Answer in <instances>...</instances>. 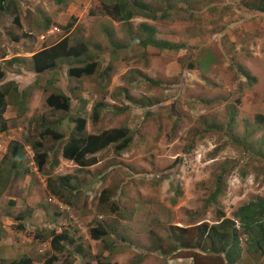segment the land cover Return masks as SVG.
Returning a JSON list of instances; mask_svg holds the SVG:
<instances>
[{
	"label": "rangeland",
	"instance_id": "374dc122",
	"mask_svg": "<svg viewBox=\"0 0 264 264\" xmlns=\"http://www.w3.org/2000/svg\"><path fill=\"white\" fill-rule=\"evenodd\" d=\"M116 1L75 7L67 0L63 13L53 0H0V91L8 104L0 115V264H21L28 256L44 264L56 252L49 233L61 230L73 237L67 235L53 264L76 258L73 264H193V254L201 264H220L215 253L205 256L207 250L193 245L205 227L220 229L225 219L233 222L241 249L234 264H264L233 215L243 204L264 200V13L252 10L261 9L263 0H143L151 11H131L125 21L106 12ZM143 23L155 28V39L176 48L134 43ZM54 25L61 31H51ZM64 37L71 45L83 41L87 51L22 87L9 83L18 80L11 58L26 75L31 55ZM91 61L93 74H68L71 65ZM63 88L75 104L53 112L46 97ZM99 98L108 111L94 120L91 105ZM77 115L86 118L87 132L121 126L137 136L121 152L111 146L98 153L100 163L78 169L60 158L64 138H43L45 127L34 124L41 119L57 130L62 121L58 128L66 134L65 118ZM40 141L37 151L46 156L41 167L33 150ZM48 174L52 191H62L57 174L80 184L93 178L94 191L70 194L76 211H63L45 194ZM217 185L219 195L209 201ZM99 193L112 201L103 209L104 228L112 234L86 242ZM184 228L179 246L176 236ZM80 243L85 247L78 256Z\"/></svg>",
	"mask_w": 264,
	"mask_h": 264
},
{
	"label": "trees",
	"instance_id": "16d2710c",
	"mask_svg": "<svg viewBox=\"0 0 264 264\" xmlns=\"http://www.w3.org/2000/svg\"><path fill=\"white\" fill-rule=\"evenodd\" d=\"M65 1L67 0H54V2H56L57 4H64L66 3ZM147 5L148 3H143V0H118L114 2V4L110 8H107L106 12L110 17H115L118 20L125 21L129 20L132 17L131 11H142L146 8L150 10V6ZM248 6L253 7L251 5ZM260 8L261 9H255L264 12V0ZM155 12V10H152V12H148V15L153 18L155 17ZM47 22L48 20H45L41 23L45 25ZM68 25L70 26V24ZM63 28L66 29L68 28V26H64ZM140 33L141 34L137 38H135L137 40L134 41V43L139 44L140 46H153L156 48L159 47L164 49L176 48L175 45L170 44L172 43L171 41L165 39H155V28L153 26H149L145 23L141 24ZM115 45L120 46L121 42L116 41ZM87 48L88 47H86L83 41L71 45L69 44L68 39H62L55 45L42 49L32 56L34 71L42 72L46 69L53 68L58 65L59 61L68 63L70 61L68 60L69 58L82 56L87 51ZM15 60L16 59L14 58L10 62ZM75 62H79V60H76ZM95 71L96 62L91 61L82 65H71L69 67L68 74L72 77H80L82 75H91ZM3 76L4 72L2 71L0 66V79H2ZM46 102L55 110L68 109L70 105L69 97L61 93L50 94L47 97ZM5 107L6 102L4 99V93L0 91V115L5 111ZM92 111V118L96 120L101 115L105 116L108 108L101 99H98L93 106ZM45 119L46 118L43 117L44 122ZM231 120H233V117H231ZM74 121V131L71 134L69 140L63 145L62 155L67 159L73 160L80 166H85L96 162L95 157L86 158V154L95 153L96 151L102 150L111 144L113 145L115 151L122 150L124 148H127L137 136L136 130H130L128 127L121 126L105 129L98 134H86L84 131L85 119L82 117H77L74 119ZM40 136L43 138L46 136H50L53 139H58L62 136V134L50 127H45L44 130L40 133ZM41 145L42 144L40 141L34 145L33 149L35 154V161L40 167L45 163L44 155L39 154L37 151V149ZM17 150L18 147L16 146L11 149L13 153H16ZM219 191L220 188L219 185H217L215 191L212 194V197L209 198V201H213L215 197L219 195ZM233 215L237 219L238 223L243 227L244 233L249 234L251 238L249 249L258 252L260 256H264V200L260 199L243 204L237 209V211L234 212ZM230 221L231 220L229 219L222 220V227L220 226L221 230L213 226H209L208 228L205 227L201 232V237L196 239V243L193 246L197 249L200 248L202 250H207L215 253L214 262L219 260L220 264H234L240 257L241 249L239 247L238 235L235 230L236 228L233 226V222L231 223ZM185 229L186 228L181 229L180 233L182 234L176 236V242H178V240L181 241L179 246L184 245V235L188 232V230ZM90 233L93 239H103V236L107 235L106 231L102 227L92 228L90 230ZM49 235L51 236L52 234L49 233ZM49 235H43L42 239L48 238ZM216 236L219 237V240H216ZM208 237L212 248L207 247ZM66 238L67 234L65 232L57 234L53 238H51V246L57 254L62 249L59 241H62ZM122 238L124 239V237ZM55 239L58 241V243H56ZM118 240L120 239L118 238ZM116 242V240H114V242H111V245L109 247L111 248L109 250L110 253L114 248H116ZM76 250L78 251L79 255L83 253L81 243L76 246ZM112 253L114 254L117 252ZM75 257L77 256H74V259ZM54 258L57 259V256L53 255V257L50 260H47L45 264H51ZM194 259L196 264H199V256L196 255ZM23 260L25 261V264H29L31 261L27 258H21V260H19L20 262L18 263H22L21 261ZM76 260L77 258L74 261ZM73 262H71V264H73ZM85 264L90 263L86 262Z\"/></svg>",
	"mask_w": 264,
	"mask_h": 264
},
{
	"label": "clouds",
	"instance_id": "9594fccd",
	"mask_svg": "<svg viewBox=\"0 0 264 264\" xmlns=\"http://www.w3.org/2000/svg\"><path fill=\"white\" fill-rule=\"evenodd\" d=\"M1 3H4L3 2V0H2V2ZM56 3V2H55ZM57 4V3H56ZM64 5H66V3H62V4H58V7H59V9H60V11H62V10H64ZM245 6V5H244ZM61 7V8H60ZM245 7H247V6H245ZM250 8H252V7H250ZM249 9V8H248ZM252 10L254 11V10H257V9H255V8H252ZM258 11H260V10H258ZM264 12H262V14H263ZM259 15V14H258ZM49 25V21L45 24V25H43L44 27H47ZM69 28V27H68ZM68 28H66V29H64V30H67ZM51 31H54V32H60L61 31V29L59 28V27H57V26H53V29L51 30ZM67 37H64V38H62V39H66ZM62 39H60L59 41H61ZM58 41V42H59ZM57 42V43H58ZM56 44V43H55ZM54 44V45H55ZM53 46V45H52ZM51 47V46H50ZM46 48H48V47H46ZM42 49H45V48H42ZM42 49H40V50H42ZM39 50V51H40ZM38 52V51H37ZM36 52H34L32 55H31V60H32V56L35 54ZM12 59H14V58H11V60ZM16 60H17V58H15ZM10 60V61H11ZM16 60L15 61H12V62H10V64L12 65V66H18L17 67V70H15L14 71V73L15 74H17L18 75V80H16V79H11V80H8L9 81V83H13L14 85H15V87L16 86H21V85H23V84H25V81H27V80H30V82L31 81H33L34 82V80L36 79V76L37 75H42L43 73H45V72H48V71H51V70H53V69H55L56 68V66L55 67H53V68H49V69H46V70H44V71H42V72H35L34 71V68H33V62H32V67H31V70H32V72H30V73H28V74H26L25 75V73H20L19 72V69L21 68V66H19L17 63H16ZM69 63V62H68ZM2 71L4 72V76H5V71L2 69ZM23 72H24V70H23ZM3 76V77H4ZM77 78V77H76ZM188 79L189 78H185V81H188ZM254 81H255V78H252ZM1 80V79H0ZM19 80H21V81H19ZM11 81V82H10ZM29 82V83H30ZM33 82L30 84V85H32L33 84ZM2 83H5V82H0V84H2ZM20 83H23V84H21L20 85ZM54 83V82H53ZM52 84V83H51ZM29 85V84H28ZM22 87V86H21ZM66 90H68V89H66ZM64 88L63 89H61V91H59L58 93H61V94H65V95H67L68 97H70V95L67 93V91H66ZM2 92V91H1ZM18 92V91H17ZM4 93V99H5V92H3ZM49 96V95H48ZM47 96V97H48ZM47 97H46V99H47ZM100 99V98H99ZM69 100H70V98H69ZM87 100V99H86ZM98 100V99H97ZM97 100H93V102H92V105H91V112H92V114H93V109H92V107H93V104L97 101ZM46 101V100H45ZM6 102V101H5ZM70 102V105H74L75 104V100L72 98V103H71V101H69ZM46 104H47V102H46ZM22 105V101H21V103H20V106ZM48 105V104H47ZM70 105H69V108H70ZM8 106V104L6 103V107ZM49 106V105H48ZM6 107H5V110H6ZM50 107V109H52L53 110V112H55V111H65V110H69V108L68 109H61V110H55V109H53L51 106H49ZM5 112V111H4ZM3 112V113H4ZM2 113V114H3ZM1 114V115H2ZM69 116H71L70 114H68ZM45 118H46V116H44ZM77 117H82V118H84L85 119V126H86V118L85 117H83V116H80V115H77V116H75V117H69V118H65L66 119V121H67V124H66V127L65 128H63V129H65L66 130V134L63 132V131H60L59 130V128H58V126H60L61 124H62V121H60V122H58L57 123V125H56V127H57V130L56 129H54V128H52L53 130H56L57 132H59V133H61L62 134V136L60 137V138H64V141H63V144H62V146H61V148H60V155H61V157L60 158H63L64 160H69V161H72L75 165H77V167H78V169H83V168H89V167H91V166H93V165H95V164H97L98 162L100 163L101 162V159L98 157V153L100 152V151H104V152H106V149H108V148H111V146H113L112 144L111 145H109V146H107L106 148H104V149H102V150H98V151H96L95 153H91V154H86V158H90V157H95L96 158V162H94V163H91V164H88V165H85V166H80V165H78V164H76L73 160H70V159H67V158H65V157H63V155H62V148H63V145L69 140V138H70V136H71V134L73 133V131H74V128H75V121H74V119L75 118H77ZM34 124L35 125H37V126H44V127H49L50 125H47V124H45V123H43L42 122V120L40 119V121H39V123H37V121L35 120V122H34ZM85 126H84V131H85ZM2 129H5L6 128V126L5 125H3L2 127H1ZM51 128V127H50ZM103 130H101L100 132H102ZM100 132H98V133H100ZM85 133L86 134H98V133H92V132H87V131H85ZM60 138H58V139H60ZM2 146V144L0 143V147ZM124 149H126V148H124ZM124 149H122V150H124ZM113 150H115V149H113ZM122 150H119V151H116V152H121ZM35 155V154H34ZM44 158H45V163H46V156L44 155ZM35 160V159H34ZM57 161H58V159H57ZM50 164H57V166H58V164H59V162L57 163V162H50ZM44 165V164H43ZM42 165V166H43ZM55 166V165H54ZM59 177H58V179H59V186H58V188H60V190H62V191H59V192H57V191H52V190H50L49 189V186H48V178H50L51 176H49V174L47 175V177H46V189H47V191H46V196H47V198L49 197V200H53V202H54V204L56 205V206H58L60 209H62L63 211H67V212H72V213H74L75 211H76V209L75 208H73V207H76V206H74V203L71 201V198H70V194H74L75 196V198L77 197V195L76 194H78V193H80L81 192V190L83 191V190H85V193H92L93 191H94V189L92 190V179L93 178H91L90 180L89 179H87V181L85 182V183H77L75 180L76 179H73L71 176H67L66 174H57ZM93 186H95V185H93ZM112 201L111 200H108V201H104V199L101 197V194L99 193V197H98V199H96V201H95V207H94V211L92 212V214L89 216L90 218H89V220H88V222H87V224H89L90 225V227H88V233H87V235L84 237V239H85V241L86 240H90V238L91 239H93L92 238V236H91V233H90V230L92 229V228H96V227H102L105 231H106V233H107V235H111L112 233H109V232H111L110 230H107V229H105L104 228V223H103V221H104V215H105V211H103V209L105 208V206L107 205V204H109L110 205V203H111ZM101 209H102V211H101ZM62 232H65L67 235H69V236H71L70 234H69V232L67 231V230H61L60 232H53V231H51V236H50V239H49V248H52V246H51V243H50V241H51V238H53L55 235H57V234H61ZM207 232V231H206ZM202 234V233H201ZM206 235V234H205ZM204 235V236H205ZM106 236V235H105ZM71 237H73V236H71ZM83 238L81 239V240H84ZM103 239H104V236H103ZM103 239H93V240H103ZM55 241H56V243H58V241L55 239ZM63 241H65V239H63L62 241H59V244H60V246H61V248L65 245L64 243H63ZM87 242V241H86ZM207 242H208V240H207ZM62 243V244H61ZM63 245V246H62ZM65 247V246H64ZM82 247H85V244H83L82 245ZM53 249V248H52ZM44 249H41V252L43 251ZM54 250V249H53ZM76 252H77V255L79 256V253H78V251L76 250ZM56 253V252H55ZM202 254L203 255H205V256H209L210 255V251H205V252H202ZM54 255H56L57 257H58V254L56 253V254H54ZM197 254H193V255H191V257L193 258V264H196V262H195V256H196ZM53 257V255H51V256H49L48 258H45V260H44V264L47 262V260H50L51 258ZM27 259H30L31 261H30V263L29 264H34V262H33V260H32V256H28V257H26ZM56 260H58V258L57 259H53V261L51 262V264H53V262L54 261H56ZM200 261V260H199ZM22 263H24L25 264V261L23 260L22 261ZM21 263V264H22ZM199 264H201V262H199Z\"/></svg>",
	"mask_w": 264,
	"mask_h": 264
},
{
	"label": "crops",
	"instance_id": "0c3cea01",
	"mask_svg": "<svg viewBox=\"0 0 264 264\" xmlns=\"http://www.w3.org/2000/svg\"><path fill=\"white\" fill-rule=\"evenodd\" d=\"M48 1H49V0H48ZM53 1H54V0H53ZM72 1H73V0H72ZM74 2H75V3H72V2H71V3H72V4H75V7H76L77 5H81V6L83 5L84 7H88V6H90V3H89L90 0H74ZM69 4H70V3H69ZM69 4H68V6H70ZM54 6L57 7L58 4L55 3ZM202 7H203V6H202ZM195 8H196V9H201V5H200V6H196ZM62 11H63V13L65 12V10H62ZM57 16H58V15H57ZM63 16H66V14L63 15ZM165 40H166V39H165ZM168 41H169V40H168Z\"/></svg>",
	"mask_w": 264,
	"mask_h": 264
}]
</instances>
